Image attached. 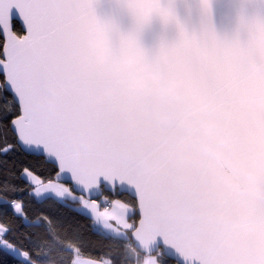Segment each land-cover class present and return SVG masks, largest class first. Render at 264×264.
<instances>
[{"label":"snow or ice","instance_id":"6c2138e0","mask_svg":"<svg viewBox=\"0 0 264 264\" xmlns=\"http://www.w3.org/2000/svg\"><path fill=\"white\" fill-rule=\"evenodd\" d=\"M96 3L0 0V264H128L137 229L173 264H232L215 239L192 247L187 178L163 159L141 172L105 136L119 99L98 103L103 80L77 59L86 37L114 31Z\"/></svg>","mask_w":264,"mask_h":264},{"label":"water","instance_id":"95a60500","mask_svg":"<svg viewBox=\"0 0 264 264\" xmlns=\"http://www.w3.org/2000/svg\"><path fill=\"white\" fill-rule=\"evenodd\" d=\"M96 13L114 31L86 37L77 59L103 80L98 103L119 99L104 126L117 155L187 178L193 248L215 239L232 264H264V0H97ZM144 235L130 232L138 250L174 255Z\"/></svg>","mask_w":264,"mask_h":264},{"label":"trees","instance_id":"16d2710c","mask_svg":"<svg viewBox=\"0 0 264 264\" xmlns=\"http://www.w3.org/2000/svg\"><path fill=\"white\" fill-rule=\"evenodd\" d=\"M122 243L125 244L129 255L131 256V259L128 261V264H137L138 260L141 256H144L148 253L138 250L134 243L132 242V240L130 239V232L127 233V238L126 240L122 241ZM156 255L157 260L161 263V264H173V261L170 260L169 258L165 257L164 255H162L160 252H156L154 253ZM50 264H54V262H50Z\"/></svg>","mask_w":264,"mask_h":264},{"label":"clouds","instance_id":"9594fccd","mask_svg":"<svg viewBox=\"0 0 264 264\" xmlns=\"http://www.w3.org/2000/svg\"><path fill=\"white\" fill-rule=\"evenodd\" d=\"M88 43H89V45L92 46V47H97V46H99V42H98V41H91V40H90ZM135 60H136V54H132V55H130L129 58H128V62H129V63H133V62H135ZM133 86H134V87H141V86H142V83H141L140 81H137ZM109 131H110V133H111V129H110Z\"/></svg>","mask_w":264,"mask_h":264},{"label":"crops","instance_id":"0c3cea01","mask_svg":"<svg viewBox=\"0 0 264 264\" xmlns=\"http://www.w3.org/2000/svg\"><path fill=\"white\" fill-rule=\"evenodd\" d=\"M151 260V259H154L155 260V264H161L157 258H156V255L155 254H146L144 256H141L138 260V263L137 264H145V260Z\"/></svg>","mask_w":264,"mask_h":264},{"label":"rangeland","instance_id":"374dc122","mask_svg":"<svg viewBox=\"0 0 264 264\" xmlns=\"http://www.w3.org/2000/svg\"><path fill=\"white\" fill-rule=\"evenodd\" d=\"M126 236H127V234H126Z\"/></svg>","mask_w":264,"mask_h":264}]
</instances>
